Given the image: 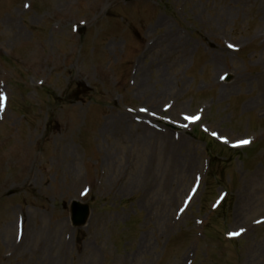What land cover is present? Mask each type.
<instances>
[{
  "label": "rangeland",
  "instance_id": "1",
  "mask_svg": "<svg viewBox=\"0 0 264 264\" xmlns=\"http://www.w3.org/2000/svg\"><path fill=\"white\" fill-rule=\"evenodd\" d=\"M263 1L0 0V264H264Z\"/></svg>",
  "mask_w": 264,
  "mask_h": 264
},
{
  "label": "bare ground",
  "instance_id": "2",
  "mask_svg": "<svg viewBox=\"0 0 264 264\" xmlns=\"http://www.w3.org/2000/svg\"><path fill=\"white\" fill-rule=\"evenodd\" d=\"M68 3L66 2V0H59V2H58V4H57V7H59V9L58 10H65L67 7H68ZM262 10H261V13H263L264 14V1H263V3H262ZM135 116L137 117V118H139L140 120H153L148 114H147V112H137L136 114H135Z\"/></svg>",
  "mask_w": 264,
  "mask_h": 264
},
{
  "label": "water",
  "instance_id": "3",
  "mask_svg": "<svg viewBox=\"0 0 264 264\" xmlns=\"http://www.w3.org/2000/svg\"><path fill=\"white\" fill-rule=\"evenodd\" d=\"M73 210H74V216L76 217L75 223L77 226H81L86 221V217L88 214V208L76 206Z\"/></svg>",
  "mask_w": 264,
  "mask_h": 264
},
{
  "label": "snow or ice",
  "instance_id": "4",
  "mask_svg": "<svg viewBox=\"0 0 264 264\" xmlns=\"http://www.w3.org/2000/svg\"><path fill=\"white\" fill-rule=\"evenodd\" d=\"M229 47H232L231 45H229ZM0 99H2V97H0ZM186 119H187V117H186ZM242 143H245V144H247V143H249V141H243Z\"/></svg>",
  "mask_w": 264,
  "mask_h": 264
}]
</instances>
